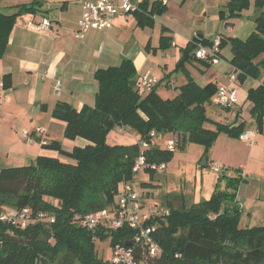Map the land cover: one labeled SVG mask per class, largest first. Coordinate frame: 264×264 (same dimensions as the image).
<instances>
[{"label": "trees", "instance_id": "16d2710c", "mask_svg": "<svg viewBox=\"0 0 264 264\" xmlns=\"http://www.w3.org/2000/svg\"><path fill=\"white\" fill-rule=\"evenodd\" d=\"M37 4L18 5L10 14L0 11V56L17 16ZM148 5L145 0L134 11L140 26L152 25V16L165 10L159 1ZM249 5L250 0H228L220 13L225 20L237 18ZM253 5L255 29L245 40L220 35L218 53L221 57L220 50L229 44L236 83L263 75L258 85L247 90L250 114L260 130L264 118V0H253ZM170 42V37L161 35L158 48L167 49ZM202 43L211 46L212 40ZM202 63L211 64L207 59ZM2 80L6 87L8 82ZM94 80L93 106L76 110L67 102H58L52 111L65 122V137L83 138L87 141L84 146L66 151L59 141L50 140L44 148L56 150L66 159L39 155L29 164L0 167V216L7 211H29L24 223L0 220V264H113L98 256L96 239L108 237L112 247L124 245L131 243L133 231L127 227L89 230L80 224V217L105 207L113 210L126 182H138L147 194L158 189L159 183L153 182L157 171L146 168L137 177L132 170L135 159L143 154L147 163L167 164L174 152L188 143L207 151L220 133L239 138L245 131L244 121L226 124L207 115L206 106L217 89L214 84L200 86L189 79L177 95L163 98L154 87L141 91L128 58L119 65L97 69ZM116 127L134 131L139 142L109 144L107 134ZM152 130L162 136L172 134L177 140L175 150L156 145L141 149V142L149 141ZM228 170L218 174L224 187H217L208 199L189 206L168 202L167 215L148 221L155 229L152 236L159 252L149 256L135 247L137 264H264V225L240 226L235 197L244 179L239 168L232 169V175L226 174ZM40 214L52 216L54 221L40 218Z\"/></svg>", "mask_w": 264, "mask_h": 264}, {"label": "crops", "instance_id": "0c3cea01", "mask_svg": "<svg viewBox=\"0 0 264 264\" xmlns=\"http://www.w3.org/2000/svg\"><path fill=\"white\" fill-rule=\"evenodd\" d=\"M86 1L93 0H4L0 3V11L7 14L16 12L18 5L38 3L32 11H22L17 16L6 50L0 56V81L5 78L8 82L6 87H0V155L6 158L9 166L29 164L39 155L58 156L56 150L44 148L50 140L59 141L66 151L87 143L80 137L66 138L65 122L54 117L52 111L58 102H67L76 110L93 106L97 69L119 65L122 59L128 58L133 62L138 78L148 72L159 79L154 88L163 98L177 95L179 87L189 79L198 84L203 81L200 86L214 84L217 88L229 84V74L233 72L229 61L227 70L220 72L214 68L224 58L222 50L225 47L220 50L219 62L207 67L202 63L206 60L194 55L197 43L220 35L245 40L255 29L253 0L241 16L227 20L222 18L220 11L228 0H147L148 8L153 1L165 5L164 12L152 16V25L140 26L134 11L120 12L110 28L89 29L79 38L75 34ZM135 1L139 5L145 0ZM43 17L51 22L49 31H34L27 27L30 18L39 21ZM225 23L231 24L226 26ZM161 35L171 38L169 48H158ZM187 48L191 50L187 51ZM262 78L263 75L260 79L246 78L243 83H236L242 99L238 98L235 106L219 107L224 114L216 111L218 118H211L216 122L225 119L227 122L222 123L234 125L244 121L245 130H251L250 123H254L251 142L220 133L207 151L203 146L194 147L197 154L191 162L195 169L204 155V165L208 169L203 171L199 163L197 187L194 175L193 188L186 185V191H174L169 198L160 195L163 208H167L168 202L175 206L202 202L217 187L222 189L224 181H219V175L210 170L211 165L218 164L223 169H230L228 175H232L234 168L241 170L244 180L235 197L240 208V226L264 225V118L258 130L250 114L252 104L247 100V90L258 85ZM56 80L61 82L59 95L53 90ZM247 82L249 85L245 89L238 86ZM151 89L141 88V91ZM207 125L213 128L212 124ZM37 127L44 133H35ZM23 130H27L28 135H24ZM125 130L119 128L120 132ZM135 134L136 140L129 144L139 142V135ZM166 135L157 139L156 146L165 148L166 141L172 138V134H168V138ZM171 166V172L182 177L184 168H180L177 157L174 156L165 169ZM191 179L190 175L185 177V183ZM157 190L147 194V198L142 189L143 201L155 205L151 199Z\"/></svg>", "mask_w": 264, "mask_h": 264}, {"label": "built area", "instance_id": "2783aa9c", "mask_svg": "<svg viewBox=\"0 0 264 264\" xmlns=\"http://www.w3.org/2000/svg\"><path fill=\"white\" fill-rule=\"evenodd\" d=\"M83 13L79 20V28L76 32V37H82L89 29H108L112 26L114 17L120 13L133 12L137 8L135 0H93L86 1L82 5ZM27 27L34 31H49L51 29V22L43 17L39 21L29 19L27 21ZM219 36L212 39L211 46H205L202 42H198L196 50L194 52L195 57L199 59L208 60L211 64L219 62L221 57L219 56ZM139 85L144 89H151L159 84V79L148 72L142 74L139 78ZM230 83L227 85L218 86L214 95L212 96L210 103L222 108H229L237 105L238 103V89L236 87V73L231 72L229 74ZM2 81H0V87H2ZM61 88V82L56 80L53 85L54 92L59 95ZM120 129L124 130L123 127ZM24 135H28L27 130H23ZM35 133L42 134L44 130L40 127L35 129ZM253 135V131L245 130L239 135V139L245 140L248 143L251 142L250 136ZM162 135L151 131L149 133V141H142L140 144L141 149L149 148L156 145V141ZM177 140L170 138L165 143V148L174 151ZM166 167L165 163L151 164L145 161L143 154H140L134 162L132 167L133 172L140 173L146 168L155 171H162ZM222 167L218 164L211 165V170L216 174L221 173ZM228 175V173L226 172ZM142 189L138 182H126L124 183L121 192L117 198V206L113 209L102 208L92 213L85 214L80 217V224L89 229H105V230H117L123 227H127L133 231L131 245L116 244L112 250L111 262L113 264H137L134 259V248L138 247L143 249L149 256L156 255L159 252V247L152 236L154 227L148 224V221L157 215H167V208H159L155 205L147 204L143 201ZM28 210H24L21 213H15L7 211L1 214L0 220L8 222H22L26 218L25 213ZM40 218L48 219L53 222L52 216L47 214H40Z\"/></svg>", "mask_w": 264, "mask_h": 264}, {"label": "rangeland", "instance_id": "374dc122", "mask_svg": "<svg viewBox=\"0 0 264 264\" xmlns=\"http://www.w3.org/2000/svg\"><path fill=\"white\" fill-rule=\"evenodd\" d=\"M223 56L224 58L221 59L220 64L215 65L214 68L217 69L218 71L222 72L223 69L227 70L229 69L228 66V61L231 58V52H230V47L229 46H225V48L222 50ZM198 79V77H196ZM248 81H252V80H248ZM201 83H199L200 85H203L204 82L200 81ZM249 85V83L247 82V84L243 85V84H238L239 87L245 89L246 86ZM238 98L239 100L242 99V94L238 93ZM207 109V115L210 118L216 119L218 118L217 116H215L216 111H219V113L224 114L223 110H219V107L216 105H212V104H208L206 106ZM222 122H227L225 119H221ZM252 129L251 131L254 129V123L251 124L250 126ZM166 135V134H165ZM171 136V135H170ZM166 137L168 138V133L166 135ZM166 137L164 138V140H166ZM136 134L135 133H130L129 131L125 130V132H120L119 131V127H116L114 129H112L106 137V141L109 142L110 144H129V142H133L134 140H136ZM131 144V143H130ZM194 147H202L200 145L197 144H192V143H188L186 144L185 149H180V150H176L174 152V156L177 157L179 159V164H180V168H184V173L183 175H181L182 177H179L178 174L171 172L173 171V167H168L162 171H157L155 178L153 179V182L155 183H159V187L156 192L154 197H152V202L153 204H155V206H159V208H162L163 205H160L161 199H159L160 195H165L166 197L169 198V196H171V194L176 191V192H183L186 191V185L189 188H193V186H195L194 184V175L197 177V184L196 187L199 184V163L202 162V158L200 159L199 163L196 165V169L195 166L192 164L191 160L193 156H196V152H197V148ZM58 157H60V159H66L65 157H63L61 154L58 153ZM9 163H7L6 158H4L3 156L0 155V167H5V166H9ZM14 166V165H13ZM203 167V171L205 169H208V166L206 165H202ZM211 170V169H210ZM197 171V172H196ZM212 171V170H211ZM213 172V171H212ZM192 177V179L188 182L185 183V177ZM137 177H139V174H136ZM160 180V181H159ZM189 180V178L187 179V181ZM248 180V179H246ZM146 197L148 198L147 193ZM167 194V195H166ZM148 200V199H146ZM148 202V201H147ZM146 202V203H147ZM107 208V207H105ZM114 208V207H113ZM109 209V208H107ZM112 209V207H111ZM95 248H96V252L98 254V256L104 260H110L111 256H112V250L113 247L110 245V239L107 238H97L95 241Z\"/></svg>", "mask_w": 264, "mask_h": 264}, {"label": "water", "instance_id": "95a60500", "mask_svg": "<svg viewBox=\"0 0 264 264\" xmlns=\"http://www.w3.org/2000/svg\"><path fill=\"white\" fill-rule=\"evenodd\" d=\"M205 160H206V155H204V156L202 157L201 165H204V164H205ZM125 245L130 246L131 243L126 242ZM139 264H144V262H143V261H140Z\"/></svg>", "mask_w": 264, "mask_h": 264}]
</instances>
